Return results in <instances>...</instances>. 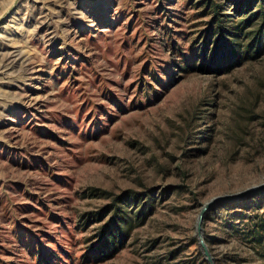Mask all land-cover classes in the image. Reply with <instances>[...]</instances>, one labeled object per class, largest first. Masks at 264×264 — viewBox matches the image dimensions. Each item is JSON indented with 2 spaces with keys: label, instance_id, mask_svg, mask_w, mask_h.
I'll list each match as a JSON object with an SVG mask.
<instances>
[{
  "label": "rangeland",
  "instance_id": "rangeland-1",
  "mask_svg": "<svg viewBox=\"0 0 264 264\" xmlns=\"http://www.w3.org/2000/svg\"><path fill=\"white\" fill-rule=\"evenodd\" d=\"M242 1L0 0V264H209L203 207L264 184V7ZM203 235L264 264V190Z\"/></svg>",
  "mask_w": 264,
  "mask_h": 264
},
{
  "label": "water",
  "instance_id": "water-1",
  "mask_svg": "<svg viewBox=\"0 0 264 264\" xmlns=\"http://www.w3.org/2000/svg\"><path fill=\"white\" fill-rule=\"evenodd\" d=\"M264 190V184L250 188L244 192L234 194V195H226V196H221L218 197L212 201H210L207 205H205L201 211L200 217H199V222H198V238H199V245L206 257V260L208 261L209 264H216L214 257L209 249V246L205 240V237L203 235V221L205 218V215L207 212L216 204L220 203L221 201L228 200V199H238L247 196L248 194L255 192V191H261Z\"/></svg>",
  "mask_w": 264,
  "mask_h": 264
},
{
  "label": "trees",
  "instance_id": "trees-1",
  "mask_svg": "<svg viewBox=\"0 0 264 264\" xmlns=\"http://www.w3.org/2000/svg\"><path fill=\"white\" fill-rule=\"evenodd\" d=\"M256 0H247V2H243L242 3V6H243V4H244V6H251L252 4H254V2H255ZM262 6L264 7V0H262ZM259 13H255V15H258ZM254 15V16H255ZM251 17H253V15L252 16H250V18ZM118 211H119V209L117 210V212H115L114 214H113V217H112V219L108 222V223H106L105 225H104V227H103V232H102V235H103V237H102V240H106L105 242H107L108 241V239H110L111 238V236L113 237V235H115V232H114V227H112V225H111V223H112V221L114 222V223H117L118 222V218H120L119 217V215H118ZM118 225V224H117ZM107 228H109L108 230L109 231H107ZM114 229V230H113Z\"/></svg>",
  "mask_w": 264,
  "mask_h": 264
}]
</instances>
